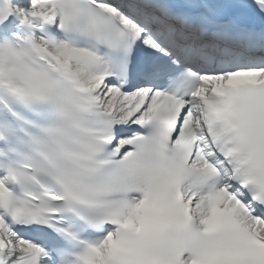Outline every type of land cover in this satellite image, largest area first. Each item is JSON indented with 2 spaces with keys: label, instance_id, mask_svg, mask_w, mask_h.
I'll return each instance as SVG.
<instances>
[{
  "label": "snow or ice",
  "instance_id": "1",
  "mask_svg": "<svg viewBox=\"0 0 264 264\" xmlns=\"http://www.w3.org/2000/svg\"><path fill=\"white\" fill-rule=\"evenodd\" d=\"M0 264H264V0H0Z\"/></svg>",
  "mask_w": 264,
  "mask_h": 264
}]
</instances>
